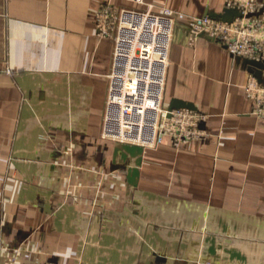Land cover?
Returning a JSON list of instances; mask_svg holds the SVG:
<instances>
[{"label":"crops","instance_id":"obj_1","mask_svg":"<svg viewBox=\"0 0 264 264\" xmlns=\"http://www.w3.org/2000/svg\"><path fill=\"white\" fill-rule=\"evenodd\" d=\"M145 1L179 14L164 105L207 116L205 139L103 138L115 42L98 35L97 13L147 5L0 0V264H264L254 73L190 34L191 18L222 15L227 0Z\"/></svg>","mask_w":264,"mask_h":264},{"label":"built area","instance_id":"obj_2","mask_svg":"<svg viewBox=\"0 0 264 264\" xmlns=\"http://www.w3.org/2000/svg\"><path fill=\"white\" fill-rule=\"evenodd\" d=\"M146 9L103 4L97 13V33L115 42L102 127L104 139L157 148L166 139L174 147L207 137V116L197 109H169L164 95L178 13L159 11L145 0ZM241 16L226 22L209 14L191 18L192 39L202 35L226 47L234 56L264 64V1L227 0ZM247 96L254 114L264 119V83L252 76Z\"/></svg>","mask_w":264,"mask_h":264},{"label":"water","instance_id":"obj_3","mask_svg":"<svg viewBox=\"0 0 264 264\" xmlns=\"http://www.w3.org/2000/svg\"><path fill=\"white\" fill-rule=\"evenodd\" d=\"M209 14V13H207ZM215 18H219V19H222L226 22H232L236 17H239L241 16V12L237 9H230V8H227L225 10V13L222 14V15H212V14H209ZM248 63L251 67V70L252 72L254 73V76L260 81V82H263L264 83V79L262 78V73H263V70H264V64L262 62H257V61H254V60H248ZM169 109H175V108H189V109H196L194 108L193 106L191 105H187V104H182V102H176L173 106L171 107H168Z\"/></svg>","mask_w":264,"mask_h":264}]
</instances>
